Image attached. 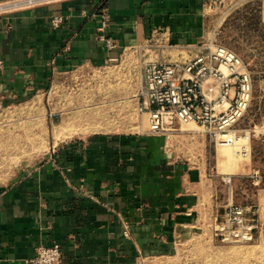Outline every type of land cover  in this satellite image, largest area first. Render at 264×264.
I'll list each match as a JSON object with an SVG mask.
<instances>
[{"label":"crops","instance_id":"1","mask_svg":"<svg viewBox=\"0 0 264 264\" xmlns=\"http://www.w3.org/2000/svg\"><path fill=\"white\" fill-rule=\"evenodd\" d=\"M17 1L0 0V93L25 95L157 36L172 47H205L203 0ZM55 15L65 17L59 28L51 27ZM169 158L163 137L146 133L58 144L36 167L0 183V264H27L38 246L54 242L64 264H138L169 252L199 219V195L187 190L198 176Z\"/></svg>","mask_w":264,"mask_h":264},{"label":"rangeland","instance_id":"2","mask_svg":"<svg viewBox=\"0 0 264 264\" xmlns=\"http://www.w3.org/2000/svg\"><path fill=\"white\" fill-rule=\"evenodd\" d=\"M204 4L203 50L175 43L172 47L157 36L116 60L58 74L44 88L29 89L25 95L14 96L4 89L0 93V183L36 167L64 141L93 133H146L147 115L139 108L143 67L153 61L185 64L213 44H223L248 65L253 101L225 145L217 144L193 122L194 126L178 121L174 132L160 134L169 160L198 176L199 182L187 190L199 195V219L195 226L179 231L169 252L141 258L138 264H264V0ZM206 84L218 88L213 78ZM75 113L80 116L75 125L80 132L64 138L71 132L67 128L75 127L67 122ZM96 123L107 130H92ZM231 206L245 209L254 226L250 240L222 241L218 224Z\"/></svg>","mask_w":264,"mask_h":264},{"label":"built area","instance_id":"3","mask_svg":"<svg viewBox=\"0 0 264 264\" xmlns=\"http://www.w3.org/2000/svg\"><path fill=\"white\" fill-rule=\"evenodd\" d=\"M28 1V5H37L64 0ZM64 21V16L55 15L51 27L59 28ZM106 24L104 16L100 29ZM107 46L114 48L116 44L107 40ZM208 49L185 64L153 61L143 67L139 108L147 115L146 134L166 135L177 121L193 122L204 128L217 144L230 142L232 128L245 117L253 101V78L245 60L235 50L223 44ZM209 78L218 84L214 98L204 89ZM218 225L225 242L248 241L254 229L240 206H231ZM63 258L61 244L54 242L38 246L35 256L26 262L64 264Z\"/></svg>","mask_w":264,"mask_h":264},{"label":"bare ground","instance_id":"4","mask_svg":"<svg viewBox=\"0 0 264 264\" xmlns=\"http://www.w3.org/2000/svg\"><path fill=\"white\" fill-rule=\"evenodd\" d=\"M32 2H34V1H32ZM30 2L28 1V0H19V1H17V3L16 4H14V6H21V5H28ZM216 45V44H215ZM214 44H213V46L212 47H210V48H213L214 46H215ZM208 80V79H207ZM207 80L205 81V84H204V89H205V92H206V94L211 98V96H213V98L214 97H216L217 96V94H218V88H216V86H213V85H207L206 83H207ZM216 94V95H215ZM215 95V96H214ZM83 113H85L84 111H82ZM87 112H88V110H87ZM78 113V112H77ZM77 113H75V115H71V117L69 118V119H67V122H69V123H71V124H73L74 126L76 125V119H79L80 118V116L77 114ZM79 113H81V111L79 112ZM90 113H92L91 112V110H90ZM82 114V113H81ZM90 115V114H89ZM88 116V115H87ZM90 116H93V115H90ZM98 116V115H97ZM83 117H84V115H83ZM83 117H82V119H83ZM86 117V116H85ZM84 117V118H85ZM86 118H88L89 119V117H86ZM85 118V119H86ZM94 118V117H93ZM91 119V118H90ZM98 119H99V117H98ZM60 120H63L62 118L60 119ZM66 121V120H65ZM80 121V120H79ZM92 121H93V119H92ZM92 121H91V123H92ZM97 121V120H96ZM60 122H62V124H63V122L64 121H60ZM78 122V121H77ZM81 122V121H80ZM86 122H87V120H86ZM86 122H85V120H84V123L86 124ZM79 123V122H78ZM84 123H81V124H84ZM90 123V124H91ZM177 123L179 124V122L177 121ZM181 123V122H180ZM65 124V123H64ZM89 124V123H88ZM188 124H191V123H188ZM92 125V124H91ZM89 126L90 128L92 127V126ZM99 125V124H98ZM192 125V124H191ZM70 126V125H69ZM79 126H80V124H79ZM192 126H194V125H192ZM199 126V125H198ZM86 127V126H85ZM96 127V128H95ZM94 128L92 127L91 129L92 130H98V129H105V128H103V126H98L97 127V123H96V126H95ZM104 127H107V126H104ZM66 128V127H65ZM79 128L80 127H77V126H75V127H70V128H67V129H70L71 130V132L70 133H68L67 134V136H64V138L65 137H69V136H72V134H75V133H78V132H80L79 131ZM82 128H84V126L83 127H81V130H83ZM88 127H86L85 129H87ZM193 128H195V127H193ZM198 128V127H197ZM84 129V130H85ZM89 129V128H88ZM105 130H107V129H105ZM170 130H173V129H169V131H167V132H170V133H172L173 131H170ZM82 132H86V131H81V133ZM88 133V132H87ZM63 138V137H62ZM222 144H227V143H222ZM233 145H235V143H234V141H233V143H232ZM232 145V146H233ZM241 242H244V241H241Z\"/></svg>","mask_w":264,"mask_h":264}]
</instances>
